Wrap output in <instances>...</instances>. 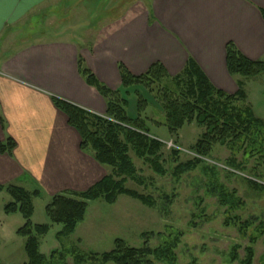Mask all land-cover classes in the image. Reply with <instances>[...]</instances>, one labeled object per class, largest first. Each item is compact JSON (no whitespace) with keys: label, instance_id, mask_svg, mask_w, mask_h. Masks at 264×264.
<instances>
[{"label":"crops","instance_id":"1","mask_svg":"<svg viewBox=\"0 0 264 264\" xmlns=\"http://www.w3.org/2000/svg\"><path fill=\"white\" fill-rule=\"evenodd\" d=\"M55 1L0 0V143L9 139L14 145L0 154L3 187L51 198L83 192L108 173L80 149L78 134L52 103L58 98L105 114L104 100L79 75L78 59L112 91L120 89L118 65L140 76L160 63L173 77L190 59L212 86L228 94L236 93L240 78L227 72V43L249 60L264 61V0H118L125 10L98 11L96 17L106 21L92 25L87 44L14 36L22 19Z\"/></svg>","mask_w":264,"mask_h":264},{"label":"trees","instance_id":"2","mask_svg":"<svg viewBox=\"0 0 264 264\" xmlns=\"http://www.w3.org/2000/svg\"><path fill=\"white\" fill-rule=\"evenodd\" d=\"M261 16L264 20V11H261ZM225 53L226 69L231 77H255L264 72L263 61L247 59L231 42L226 44ZM77 65L84 82L94 88L104 100L105 114L98 116L88 113L58 98H53L52 103L66 116L68 125L78 134L80 149L90 154L97 164L107 169L108 173L83 192L53 195L44 208L49 224L42 225H33L31 222L32 198L40 197L38 190L28 192L15 185L0 186V192L5 191L10 198V202L3 206V213L6 215L18 213L24 220L23 226L16 231L18 236L25 239L23 251L26 261L23 264H68V259L72 264H176V249L183 235L181 232L140 234L144 242L139 248L129 247L125 241L117 238L113 241L112 249L102 253L83 252L72 242V245L66 246L65 239L72 236L77 225L84 220L89 202L101 200L112 205L118 197L126 196L150 209L156 208L157 202L152 196L140 194L126 187L129 180L143 184L130 153L147 163L154 173L165 175L162 167L164 144L149 135L147 121L142 117L149 102L142 97L139 90L142 89L148 95L154 93L155 88L164 90L158 97L164 112V123L154 120L152 123L157 127L165 126L170 136H176L185 125L194 124L204 128L203 133L191 147L195 156L174 167L172 174L176 179L199 166L205 171L208 167L211 173L213 170L216 171L215 165L205 163L215 145L225 147L231 153L224 164L229 169L243 171L245 163L250 160L264 165V122L244 103L245 94L241 81L237 84L236 93L228 94L212 86L190 59L183 70L173 77L167 75L160 63H153L140 76H133L122 65H118L121 89L116 91L100 83L81 59H78ZM130 90L137 96L135 117L128 115L126 112L128 100L120 96V92L126 95ZM13 147V143L7 139L0 143V154H9ZM171 154L178 156L180 151L172 149ZM237 155L242 157V163L237 161ZM253 176L256 179H248V183L255 188H264L256 181L261 177L256 174ZM225 190L219 185L218 188H212L210 195L217 198L220 206L227 207L229 213L239 208L242 203L234 197V191L228 193ZM173 199V194L164 193L159 198V206L163 202L164 207H168ZM231 220L234 226L238 225L240 232L250 226L249 221L239 222L236 217ZM51 225L60 226L55 235L60 247L50 251L46 256L40 253V241L48 233ZM259 232L261 235L264 233L261 230ZM149 237L157 238L158 245L149 246ZM255 243V237L249 239L248 245L243 249L242 258H239L237 253L239 246H233L229 261L252 264Z\"/></svg>","mask_w":264,"mask_h":264},{"label":"rangeland","instance_id":"3","mask_svg":"<svg viewBox=\"0 0 264 264\" xmlns=\"http://www.w3.org/2000/svg\"><path fill=\"white\" fill-rule=\"evenodd\" d=\"M102 1L56 0L50 3L48 8H38L22 19L15 26L18 32L14 36L17 39L29 40L57 38L87 44L93 36L92 25L95 26L100 20L99 16L96 17L97 12L107 11L113 6L117 9L119 5L118 0ZM138 1L141 0H136ZM130 4L125 7L128 8ZM135 5L140 7L138 3ZM123 10L125 9L118 8L113 12L120 14ZM100 21L98 25L106 19L102 18ZM239 78L245 94L244 103L264 122V72L255 77ZM139 91L149 102L142 114L147 121L149 135L164 144L162 167L165 175L154 173L147 163L130 153L143 184L129 180L126 187L152 196L157 202L156 208L150 209L126 196L118 197L112 205L101 200L89 202L84 220L77 225L73 235L65 239L66 246L73 243L83 252L102 253L110 251L113 241L117 238L125 241L129 247L139 248L144 242L140 234L181 232L183 235L176 249V264H237L229 261L233 246H239L237 253L239 258H242L243 249L248 245L249 239L255 237L252 264H264V233L259 234V230L264 232V188H255L248 183V179H256L253 176L256 174L261 177L256 181L264 187V165L250 160L245 163L243 171L229 169L224 164L231 153L225 147L215 145L205 163L215 165L216 171L211 173L208 167L205 166V171L199 166L176 179L172 174L174 167L195 156L191 147L204 128L194 124L185 125L176 136H170L165 126L157 127L152 123V120L164 123V112L158 98L164 90L155 88L151 95L145 94L142 89ZM120 96L127 98L126 112L135 117V92L130 90L126 95L120 92ZM173 148L180 150L178 156L171 154ZM237 161L242 163V157L237 155ZM219 185L228 193L234 191V197L241 200L242 205L235 211L227 213V207L220 206L217 198L210 195L212 188H218ZM164 193L174 195L168 207H164L163 202L159 206V198ZM50 199L46 194L32 198L33 225L49 224L44 208ZM8 202V194L5 191L0 192V264H23L26 261L23 251L25 239L18 236L16 231L23 226L24 220L18 213H3V206ZM233 217L240 220L239 222L249 221L250 226L240 232L238 225L234 226L232 223ZM259 225L261 228L258 229ZM59 230L58 225L50 226L48 233L40 241L41 254L47 256L50 251L59 249L60 243L55 236ZM158 242L157 238L149 237V246H156ZM68 264H72L70 259Z\"/></svg>","mask_w":264,"mask_h":264}]
</instances>
